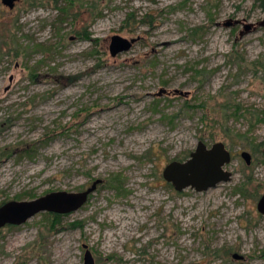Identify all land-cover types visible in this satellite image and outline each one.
Segmentation results:
<instances>
[{
    "label": "rangeland",
    "instance_id": "374dc122",
    "mask_svg": "<svg viewBox=\"0 0 264 264\" xmlns=\"http://www.w3.org/2000/svg\"><path fill=\"white\" fill-rule=\"evenodd\" d=\"M260 1L0 0V205L123 188L53 231L41 212L0 226V264H83V244L95 264H264ZM113 35L136 40L111 56ZM199 141L229 150L231 180L176 191L162 171Z\"/></svg>",
    "mask_w": 264,
    "mask_h": 264
},
{
    "label": "water",
    "instance_id": "95a60500",
    "mask_svg": "<svg viewBox=\"0 0 264 264\" xmlns=\"http://www.w3.org/2000/svg\"><path fill=\"white\" fill-rule=\"evenodd\" d=\"M17 0H1L9 9L15 6ZM136 38H124L113 35L110 38L109 52L111 56L127 51ZM165 90H160L163 93ZM240 156L247 165L251 163V155L242 151ZM231 154L222 142H215L210 147L199 141L190 157L185 161H172L163 171L164 180L170 183L176 191L191 188L197 192L215 187L220 182L231 180L232 173L224 166L230 161ZM101 179L94 180L91 185L80 192L56 191L45 194L28 201H9L0 206V226L4 224L21 225L32 215L40 212H55L60 214L70 213L87 201L88 194L95 191ZM256 210L264 214V193L258 198ZM84 249L83 264H95L91 251L86 244ZM233 258L242 259L243 256L234 253Z\"/></svg>",
    "mask_w": 264,
    "mask_h": 264
},
{
    "label": "trees",
    "instance_id": "16d2710c",
    "mask_svg": "<svg viewBox=\"0 0 264 264\" xmlns=\"http://www.w3.org/2000/svg\"><path fill=\"white\" fill-rule=\"evenodd\" d=\"M261 5L264 6V0H261L260 1ZM40 45V44H39ZM239 109H236V111H238ZM259 119H262V118H258ZM33 148V146H32ZM30 148V149H32ZM24 149V154L27 155V156H30L31 154V151L30 149L28 148H23ZM103 184L104 186H107V187H110V188H114L117 190L118 193L121 192V189L122 188V182L120 181V178L118 175L116 176H111V178H108L106 180H101L100 182V185ZM245 188H242V189H238L239 193H241L242 196H245ZM51 193V192H50ZM5 204V203H2V205ZM0 205V206H2ZM41 213H44L43 216L45 217V220L49 223V227L50 229L53 231V230H56L58 226L61 225V221H60V218L63 214H60V213H55V212H41ZM81 222L79 221H73V222H70L68 224L69 227H72V228H75L77 226H81ZM9 227H16L17 225H11V224H8ZM219 252L220 250L219 249H215V255H219ZM262 253L264 254V249L262 250ZM19 264H27V262H20Z\"/></svg>",
    "mask_w": 264,
    "mask_h": 264
},
{
    "label": "flooded vegetation",
    "instance_id": "af4514ba",
    "mask_svg": "<svg viewBox=\"0 0 264 264\" xmlns=\"http://www.w3.org/2000/svg\"><path fill=\"white\" fill-rule=\"evenodd\" d=\"M91 193H92V192H91ZM91 193L88 194V198H89V196H90ZM88 198H87V200H88Z\"/></svg>",
    "mask_w": 264,
    "mask_h": 264
},
{
    "label": "bare ground",
    "instance_id": "6f19581e",
    "mask_svg": "<svg viewBox=\"0 0 264 264\" xmlns=\"http://www.w3.org/2000/svg\"><path fill=\"white\" fill-rule=\"evenodd\" d=\"M171 42L170 40L166 41V43Z\"/></svg>",
    "mask_w": 264,
    "mask_h": 264
}]
</instances>
